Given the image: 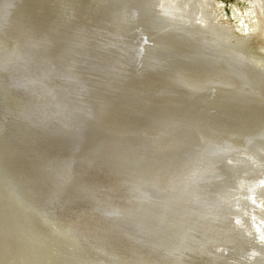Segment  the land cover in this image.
<instances>
[{"label":"bare ground","instance_id":"obj_1","mask_svg":"<svg viewBox=\"0 0 264 264\" xmlns=\"http://www.w3.org/2000/svg\"><path fill=\"white\" fill-rule=\"evenodd\" d=\"M214 5L0 0V264H264V51Z\"/></svg>","mask_w":264,"mask_h":264},{"label":"rangeland","instance_id":"obj_2","mask_svg":"<svg viewBox=\"0 0 264 264\" xmlns=\"http://www.w3.org/2000/svg\"><path fill=\"white\" fill-rule=\"evenodd\" d=\"M211 1L215 3L214 9L218 12L219 18L232 26L235 35L249 33L252 37L250 39L251 46L264 51V35H262L259 31H249L248 26L252 16L250 15L249 5H247V2L245 0ZM234 11L236 12V14ZM243 19L245 22L243 21Z\"/></svg>","mask_w":264,"mask_h":264}]
</instances>
